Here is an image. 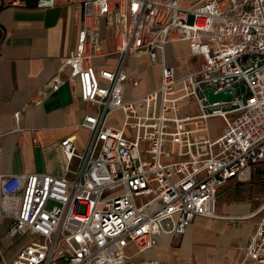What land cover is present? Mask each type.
I'll return each instance as SVG.
<instances>
[{"label": "built area", "instance_id": "1", "mask_svg": "<svg viewBox=\"0 0 264 264\" xmlns=\"http://www.w3.org/2000/svg\"><path fill=\"white\" fill-rule=\"evenodd\" d=\"M69 1L82 14L76 47L28 106L68 83L95 108L81 123L91 136L83 152L71 138L61 142L63 177L0 176V214L13 221L9 238H33L12 264H159L137 258L164 235L184 236L198 217L218 219L220 191L264 167V0ZM57 3L37 0L36 7ZM102 21L113 29L118 61L97 72L94 59L109 55ZM179 42L201 60L184 78L166 59L167 45ZM143 56L160 66V85L127 100L126 90L140 85L128 61ZM208 89L230 97L211 103ZM192 97L201 114L181 118L178 104ZM116 112L124 114L121 129L108 125ZM215 118L224 127L213 140ZM165 152L181 160L166 163ZM256 215L243 264H264V203Z\"/></svg>", "mask_w": 264, "mask_h": 264}, {"label": "crops", "instance_id": "2", "mask_svg": "<svg viewBox=\"0 0 264 264\" xmlns=\"http://www.w3.org/2000/svg\"><path fill=\"white\" fill-rule=\"evenodd\" d=\"M36 4L37 0H26L24 7H11L0 0V176L47 173L63 177L67 162L61 142L71 138L78 151L83 152L91 136L81 123L95 112V108L75 97L68 83L57 92L47 93L40 104L28 106L76 47L82 21L81 11L69 0H58L52 9H39ZM100 29L102 50L109 55L94 59L97 72L113 70L118 61L113 53V29L105 21L101 22ZM166 59L167 64L175 68L177 78L196 72L201 62L198 56L191 54L186 42L168 44ZM153 66L147 56L128 61L127 73L131 77L139 76L140 85L126 90L127 100L139 99L159 87L160 66L156 65L157 79L152 74ZM147 72L152 74L151 80L141 86V76ZM67 74L68 70L63 73L64 77ZM200 114L198 106L193 110L180 107L179 111L181 118ZM108 125L123 128L124 114L116 112ZM179 160L175 156L171 162ZM232 184L219 193L218 219L198 217L184 236L164 235L159 245L149 252L170 255L172 245L179 242L178 255L182 259L199 264H238L236 254L243 251L239 263L243 264L245 249L260 218L254 215L264 199L259 202L248 189H236ZM12 223L11 218L0 214V264H12L18 253L33 240L30 236L9 238Z\"/></svg>", "mask_w": 264, "mask_h": 264}, {"label": "rangeland", "instance_id": "3", "mask_svg": "<svg viewBox=\"0 0 264 264\" xmlns=\"http://www.w3.org/2000/svg\"><path fill=\"white\" fill-rule=\"evenodd\" d=\"M192 62L193 60L191 61V63ZM152 74H154L155 79L158 78V67L156 65L153 66ZM152 74H149L148 72L142 74L141 86H144L151 80L150 75ZM238 94H240V90H238ZM178 105L180 107H183L186 109L190 108L192 110L196 109V106H197L194 97L185 99L181 101ZM136 109H137V113L139 115H142L144 114L145 106L144 104H139ZM223 127H224V124L221 119H211L210 120L211 137L213 140H215L220 135V132L223 129ZM174 159H175V156H172L169 152H165L164 162H171ZM249 180H247L248 182L246 181L244 183L243 182L233 183L232 186L233 188H236V189L237 188H242V190L248 189L247 192H251V196L254 199H257L259 200V202H261L264 199V167L258 168L257 172L254 174L252 179L250 181ZM172 246L173 247H172V250L170 251V255H167V254L153 255L154 251H152V252H149L137 258V260L157 258L159 260V264H199L198 261L193 262L191 259L188 260V259L180 258V256L178 255L180 253L179 252V247H180L179 242L174 243ZM242 257H243V251L236 254V259H237L238 264L240 263ZM246 264H253V263L249 262Z\"/></svg>", "mask_w": 264, "mask_h": 264}, {"label": "water", "instance_id": "4", "mask_svg": "<svg viewBox=\"0 0 264 264\" xmlns=\"http://www.w3.org/2000/svg\"><path fill=\"white\" fill-rule=\"evenodd\" d=\"M205 95L211 103L226 102L230 97V94L218 93L215 94L212 90L208 89L205 91Z\"/></svg>", "mask_w": 264, "mask_h": 264}]
</instances>
